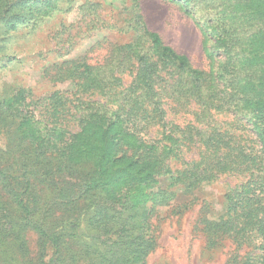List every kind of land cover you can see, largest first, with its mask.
<instances>
[{
    "label": "trees",
    "instance_id": "16d2710c",
    "mask_svg": "<svg viewBox=\"0 0 264 264\" xmlns=\"http://www.w3.org/2000/svg\"><path fill=\"white\" fill-rule=\"evenodd\" d=\"M68 1L0 0V56L14 30ZM171 1L202 30L208 70L139 14L124 46L129 82L83 57L50 65L56 80L98 95L78 99L73 124L54 96L45 107L20 87L0 100V264H148L160 245L159 208L182 215L198 198L173 204L177 188L193 194L223 174L245 179L227 188L219 216L201 202L196 231L208 250L232 244L225 264H264V0ZM173 108L194 122L169 121Z\"/></svg>",
    "mask_w": 264,
    "mask_h": 264
},
{
    "label": "rangeland",
    "instance_id": "374dc122",
    "mask_svg": "<svg viewBox=\"0 0 264 264\" xmlns=\"http://www.w3.org/2000/svg\"><path fill=\"white\" fill-rule=\"evenodd\" d=\"M139 14L150 29L160 33L165 43L188 55L194 67L209 69L203 32L179 3L171 0H70L62 10L34 27L23 25L11 33L7 49L2 53L8 55L0 56V100L13 95L20 87L26 88L33 99H41L45 107L52 101L50 96H54L65 103L63 118L73 124L78 99L91 100L98 95L85 91L75 81L56 80L53 78L55 68L50 65L83 57L89 63L113 67L114 75L129 82L134 72L129 67V54L124 46L131 42L133 35L129 24ZM123 59L125 64L120 67ZM169 99L172 106L174 99ZM168 112V120L174 124L184 126L195 120L193 114L179 112L176 108ZM215 118L224 121L231 115L220 114ZM156 127L150 130L149 137L158 134ZM247 137L251 138L252 133ZM3 141L0 139L1 143ZM196 153L194 150L188 156ZM178 161L173 159L176 167L180 166ZM242 179L245 177L223 174L218 181L201 185L193 194L177 188L173 204L189 201L192 195L198 202L182 215H174L172 205L159 208L160 245L151 253L148 264H225L232 244L228 242L208 250L204 236L196 231V222L202 201L210 202V216L223 213L227 188ZM170 184L168 176L159 177L161 187H170ZM29 238L31 249L36 251V235L30 233Z\"/></svg>",
    "mask_w": 264,
    "mask_h": 264
}]
</instances>
